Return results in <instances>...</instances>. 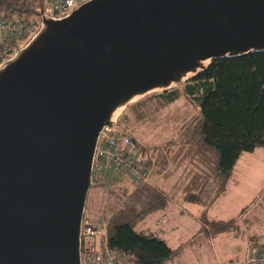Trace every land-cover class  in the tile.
<instances>
[{
    "label": "water",
    "instance_id": "water-1",
    "mask_svg": "<svg viewBox=\"0 0 264 264\" xmlns=\"http://www.w3.org/2000/svg\"><path fill=\"white\" fill-rule=\"evenodd\" d=\"M264 52V0H86L0 63V264H82L100 133L211 62Z\"/></svg>",
    "mask_w": 264,
    "mask_h": 264
},
{
    "label": "trees",
    "instance_id": "trees-1",
    "mask_svg": "<svg viewBox=\"0 0 264 264\" xmlns=\"http://www.w3.org/2000/svg\"><path fill=\"white\" fill-rule=\"evenodd\" d=\"M59 1L0 0V19L17 18L28 23L40 19L51 2ZM28 40H0V63ZM181 99H185L184 104L171 109ZM129 106L137 110L133 123L147 114L153 117L170 110L166 119L173 126L180 125L177 135L165 141L163 148L155 145L158 143L139 142L143 154L149 156L147 161L153 168L158 164L164 168L171 160L174 170L168 175L177 177L185 201L207 209L225 193L242 155L264 147V52L213 60L182 86L146 96ZM114 187L108 186L105 201L113 196L116 203H105L96 213V219L106 222L108 247L132 256L134 264H168L177 250L158 232L138 226L153 213L165 210L170 197L148 184ZM89 201L90 195L86 215L91 213ZM236 227L235 220L213 221L207 233L219 235Z\"/></svg>",
    "mask_w": 264,
    "mask_h": 264
},
{
    "label": "rangeland",
    "instance_id": "rangeland-1",
    "mask_svg": "<svg viewBox=\"0 0 264 264\" xmlns=\"http://www.w3.org/2000/svg\"><path fill=\"white\" fill-rule=\"evenodd\" d=\"M31 37H28V39ZM184 102L185 99L175 102L172 104L171 109L182 106ZM126 112L135 139L146 145L158 143L155 145L163 148L164 142L174 139L177 135V128L180 127V125H177L178 127L173 126V123L168 122L166 119L167 115L165 113L168 114L170 110L162 111L159 115L153 117L147 114L146 118L138 121V123H133L137 116V110L134 107L129 106ZM262 159L264 160L263 157ZM154 170V181L151 185L159 187L171 199V204L166 211L168 214L166 215L170 217L169 223L168 226H166V222L163 223L166 217L165 211L161 210L153 213L148 218V222L140 224L138 229L149 227L152 230H158L173 225L176 226L173 234L181 237L185 251L176 255L170 264L173 262V264H238L243 257V251L247 249L245 240L237 239L233 241V237L228 232L211 235L207 233V229L210 222L218 219L239 221V210L244 206L248 209V206L254 202L249 201L253 198V194L247 195L246 190L249 188L259 189L264 186V184L261 185V181L264 180V162L257 156L252 158L250 163H244L242 157L240 165L233 172L232 180L223 196L207 209L201 205L197 206L183 200L177 177L173 176L171 178L172 175H168L169 172L174 170L171 160H168L166 167L162 168V165L158 164ZM109 185L115 187L130 186L124 175L116 174L113 176V180L105 185L93 187L90 191L89 201L91 204L89 211L91 213L88 214L93 218H96V213L100 212L105 203H112V205L116 203V197L113 196H109V200L105 201V191H107ZM258 208H260V205H258ZM196 211H199V221L196 220L194 215ZM204 214L207 215L205 218L203 217ZM262 241L264 242V239ZM171 244L176 246L179 243L171 242Z\"/></svg>",
    "mask_w": 264,
    "mask_h": 264
},
{
    "label": "built area",
    "instance_id": "built-area-1",
    "mask_svg": "<svg viewBox=\"0 0 264 264\" xmlns=\"http://www.w3.org/2000/svg\"><path fill=\"white\" fill-rule=\"evenodd\" d=\"M84 1L51 2L40 19L28 23L17 18L0 19V40L31 37L39 29L43 15L64 16ZM148 158L133 135L128 115L123 113L115 123L105 125L100 133L93 165V184L105 185L113 180L114 175L120 174L127 178L130 187L151 185L155 171L152 163H148ZM107 238L106 222L85 214L82 223V264H134L132 256L111 250ZM238 264H264V248L252 250Z\"/></svg>",
    "mask_w": 264,
    "mask_h": 264
},
{
    "label": "crops",
    "instance_id": "crops-1",
    "mask_svg": "<svg viewBox=\"0 0 264 264\" xmlns=\"http://www.w3.org/2000/svg\"><path fill=\"white\" fill-rule=\"evenodd\" d=\"M257 156L259 157V159L261 161L264 162V160L262 159V157L264 158V147H259L251 153H244L242 155L243 162L244 163H246V162L250 163V160L252 158L257 157ZM239 165H240V160H239L236 168ZM236 168H235V170H236ZM263 184H264V180L261 181V185H263ZM246 191H247V195H250L251 193L253 194V198L249 199V201L250 202L254 201V202H253V204L248 206V209L245 208V206H244L243 208H241L239 210V217L240 218H239V221L236 220V224H237L236 228L237 229H235V231H229L228 232L233 237V241H235L237 239H243V241L245 240L247 249L243 251V257L239 261H243L252 250L264 248V244H262V243H264L262 241L264 239V186L259 188V189H253V188L250 189L249 188ZM181 195L183 196L182 193H181ZM183 200L185 201L184 197H183ZM170 204H171V202H170ZM170 204H169V206H170ZM195 205L199 206L198 204H195ZM258 205H260V208H258ZM169 206L165 210H163V211H165L164 214L166 217V220L163 223L166 222L165 223L166 226H168L169 219H170V217L167 216L168 214L166 212L168 210ZM194 215H195L196 220L199 221V211H196L194 213ZM218 220L227 221L226 219H218ZM218 220H216V221H218ZM147 222L148 221H145V223H147ZM175 227L176 226L173 225L171 227H166L165 229H158V230H152L149 227H145V228H141V229H150L152 231L158 232V234H160V236H162L173 249L177 250V252L175 254V256H176L179 253L185 251L184 250L185 248H184V243L181 242V240H182L181 237L174 236V234H173ZM171 242L179 243V244H176V246H173L171 244ZM174 257L170 260V262L174 260ZM170 262L168 264H170Z\"/></svg>",
    "mask_w": 264,
    "mask_h": 264
}]
</instances>
